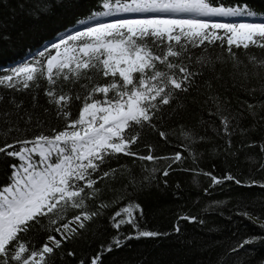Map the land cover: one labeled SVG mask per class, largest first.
Masks as SVG:
<instances>
[{
	"label": "snow or ice",
	"instance_id": "1",
	"mask_svg": "<svg viewBox=\"0 0 264 264\" xmlns=\"http://www.w3.org/2000/svg\"><path fill=\"white\" fill-rule=\"evenodd\" d=\"M46 6L47 0H42L41 7ZM98 6L102 11L89 15L91 23L79 21L85 26L60 37L37 57L0 75V87L13 91H31L45 81L47 103L63 121L59 129L53 126L46 132L42 128L30 139L8 142L7 137L21 132V128L10 122V111H0V154L19 161L10 165L11 183L0 186V264H55L63 245L80 237L90 222L111 207L112 202L103 200L95 208L91 206L90 202L102 195L98 184L126 177L125 188L136 191L147 186L136 179L127 165L111 167V161H118L121 156L131 158L133 164L136 160L154 165L169 161L162 169L145 168L148 174L143 177L144 182L154 181L157 172L167 177L173 164L183 162L182 151L158 156L156 146L147 143L145 155L139 151V145L147 133H155L166 143L170 142L169 135L175 133L162 130V125L183 109L182 94L193 89L199 92L198 78L205 70L212 72V78L204 81L208 93L204 104L208 115L219 121L216 133L227 138L229 148L233 134L249 131L242 126L244 119L253 118L251 127L264 124V99L245 100L239 108H233L227 97L213 91L212 85V79H223L216 72V66L230 64L229 77L239 81L241 90L250 97H256L257 93L264 97V57L248 51L264 50V21L212 19L256 16L257 12L248 3L225 6L215 0H98ZM98 17L116 18L100 20ZM216 48L222 52L211 55L210 50ZM193 49L200 52L196 54ZM241 51L247 63L241 59ZM249 65L251 71H241ZM253 79L258 87H248ZM4 100L0 95V103ZM77 102L78 115H74ZM9 103L16 113L21 112L23 101L13 98ZM44 112L48 113L49 108ZM21 119L25 125L35 120L36 127L44 123L26 110ZM177 127L184 140L181 146L191 155L195 144L205 137L183 125ZM247 146L255 147L256 142ZM259 147L264 152V142ZM260 167L264 168V163ZM203 174L210 176L214 185L227 180L241 186L264 188V182L251 179L245 182L231 174L223 178L211 172ZM71 210L75 213L68 219ZM142 218V205L129 199L109 218L117 235L107 245H100L88 264H102L103 255L123 247L125 241L165 235L140 229L138 221ZM180 219L195 221L197 218L182 216ZM124 225H131L136 231L121 236L119 230ZM259 227L264 229V222ZM174 230L179 232L180 228L177 226ZM30 232L47 235L37 247L31 239H25ZM257 241L264 242V237L245 239L231 251ZM67 254L75 255L71 251ZM79 264L86 261L81 259Z\"/></svg>",
	"mask_w": 264,
	"mask_h": 264
},
{
	"label": "trees",
	"instance_id": "2",
	"mask_svg": "<svg viewBox=\"0 0 264 264\" xmlns=\"http://www.w3.org/2000/svg\"><path fill=\"white\" fill-rule=\"evenodd\" d=\"M41 2L42 0H0V75L9 73L13 63L22 61L28 54L37 57L36 53L53 43L59 34L75 27L92 12L102 11L98 0H47L46 7H41ZM215 2L225 6H237L246 2L257 12V16L264 17V0ZM248 51L257 57H264V50L251 48ZM193 52L198 54L200 50L193 49ZM221 52L219 48L210 50L213 56ZM239 54L247 63L245 53L241 51ZM244 70L251 71V65L247 69H241ZM231 71L230 64L216 66V72L221 73L223 79H212L214 92L227 97L233 108H239L245 100L253 102L255 99H264L259 93L256 97L248 96L241 90L239 81L234 82L229 77ZM211 78L212 72L205 70L204 75L198 78L201 85L199 92L193 89L188 94H182L180 102L184 105L183 109L179 115L162 125V130L175 133L169 135L170 142L166 143L155 133H147L139 145V151L145 155L147 152L144 144L147 143L156 146L155 154L158 156L182 151L185 155L183 162L173 164L167 177L157 172L154 181L144 182L143 177L148 174L145 168L162 169L169 161L162 160L154 165L152 162L136 160L133 164L132 159L125 156H121L118 161H111V167L127 165L136 179L147 186L143 189L138 187L136 191L131 187L125 188L128 183L126 177L105 180L98 184L102 195L99 200L91 201V206L95 208L103 200L112 202L111 207L103 210L101 217L90 222L82 230L80 237L63 245L57 252L55 264H79L81 259L88 264L89 258L100 250L99 246L107 245L117 235V230L111 226L109 218L129 199L142 205L143 218L138 221L140 229L165 235L125 241L123 247L105 253L102 264H260L264 260V242L261 241L246 245L236 252L231 251L245 239L264 237V229L259 227L264 222V188L258 185L241 186L227 180L220 185H214L211 177L203 174L211 172L218 178L231 174L245 182L250 179L264 182V168L260 167L264 163V152L259 147L264 142V124L251 127L254 124L253 118L249 116L244 119L242 126L249 131L246 134H233L229 148L227 138L216 133L219 121L208 115L207 106L204 104L208 95L204 81ZM40 84V88H33L31 91H13L0 87V95L5 97L0 103V111H10V122H15L21 128V132H13L7 137L8 142L14 139H30L42 128L47 132L53 126L58 129L63 126V121L47 103L44 95L46 82L41 81ZM248 87H258L257 81L251 80ZM33 96L36 97L35 101ZM13 98L17 102L23 101L20 113H16L9 103ZM172 107L176 105L173 104ZM45 108H49L48 113L44 112ZM78 108L79 102L75 105L74 115H78ZM25 110L39 117L44 123L36 127L34 120L25 125L21 119ZM178 125L205 137L204 141L195 144L191 155L181 146L184 140L179 135ZM251 142H256V146L248 147ZM18 162L16 158L0 154V186L11 183L13 169L10 165ZM165 180L167 184L164 183ZM245 212L250 215L245 216ZM74 213L75 210H71L67 218L70 219ZM182 216L197 219L183 220L180 219ZM177 226L180 228L179 232L174 230ZM135 231L131 225H124L119 233L123 236ZM46 235V232H30L25 239H31L38 247ZM57 238H60L58 234ZM69 251L75 255L69 256Z\"/></svg>",
	"mask_w": 264,
	"mask_h": 264
},
{
	"label": "rangeland",
	"instance_id": "3",
	"mask_svg": "<svg viewBox=\"0 0 264 264\" xmlns=\"http://www.w3.org/2000/svg\"><path fill=\"white\" fill-rule=\"evenodd\" d=\"M121 15L122 16H128V15H134V14H121ZM114 18H116V17H98L97 19L108 20V19H114ZM212 19H220V20H224L225 22H239V21H242V20H246V21H249V22H261V21H264V17H260V16H252V17H243V16H237V17H212ZM83 21L85 22V24H88V23L92 22V21H89L88 18L83 20ZM84 26L85 25L81 24V23L77 24L75 27H72V28L62 32L61 34H59L54 42H56L60 37L66 36L68 34H71L74 30H79V29H81ZM51 44L52 43L48 44L47 46H50ZM44 48L42 50H44ZM42 50H40V51H42ZM38 53H36V54H38ZM27 56H28L27 58L23 59L20 62H17V61L14 62L12 67H15V66H17V65H19V64H21V63H23L25 61L30 60L31 58L34 57V54H30V55L28 54Z\"/></svg>",
	"mask_w": 264,
	"mask_h": 264
}]
</instances>
